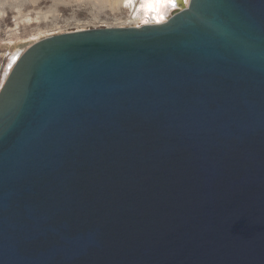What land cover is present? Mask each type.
<instances>
[{
  "label": "water",
  "instance_id": "1",
  "mask_svg": "<svg viewBox=\"0 0 264 264\" xmlns=\"http://www.w3.org/2000/svg\"><path fill=\"white\" fill-rule=\"evenodd\" d=\"M43 37L0 87V264H264V0Z\"/></svg>",
  "mask_w": 264,
  "mask_h": 264
},
{
  "label": "rangeland",
  "instance_id": "2",
  "mask_svg": "<svg viewBox=\"0 0 264 264\" xmlns=\"http://www.w3.org/2000/svg\"><path fill=\"white\" fill-rule=\"evenodd\" d=\"M145 2L136 0L134 7L121 0H0V87L13 57L43 37L102 25L163 20L172 10L171 0H157V10L147 8Z\"/></svg>",
  "mask_w": 264,
  "mask_h": 264
},
{
  "label": "bare ground",
  "instance_id": "3",
  "mask_svg": "<svg viewBox=\"0 0 264 264\" xmlns=\"http://www.w3.org/2000/svg\"><path fill=\"white\" fill-rule=\"evenodd\" d=\"M122 2H125V3H130L131 5H133L134 7H135V5H136V0H121ZM186 2H187V0H186ZM157 4H159V2H157V0H146V2H145V6L147 7V8H155V10H157ZM168 4L172 7V10H171V12H170V14L172 13V11L173 10H175L176 8H178V3H177V0H171V2H168ZM154 14H157V12H154ZM169 14V15H170ZM169 15H167L166 16V18L165 19H167V17L169 16ZM154 17H156L157 18V16H154ZM153 17V18H154ZM165 19H163V20H165ZM156 20V19H155ZM163 20H156V21H163ZM156 21H150V22H156ZM143 23H148V22H143ZM22 52H20L16 57H13V60H12V65H10V70L8 71V73H7V75H6V78H7V76H8V74L10 73V71L12 70V68H13V66H14V64H15V62H16V60L18 59V57L20 56V54H21ZM5 78V79H6ZM5 81V80H4Z\"/></svg>",
  "mask_w": 264,
  "mask_h": 264
},
{
  "label": "built area",
  "instance_id": "4",
  "mask_svg": "<svg viewBox=\"0 0 264 264\" xmlns=\"http://www.w3.org/2000/svg\"><path fill=\"white\" fill-rule=\"evenodd\" d=\"M132 24V23H131ZM141 23H136L135 25H140ZM119 25H126V24H118V25H116V26H119ZM103 26V25H102ZM104 26H110V25H104Z\"/></svg>",
  "mask_w": 264,
  "mask_h": 264
}]
</instances>
